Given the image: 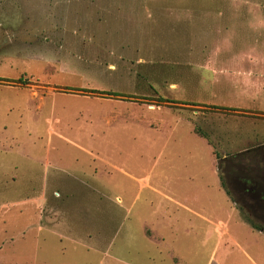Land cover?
I'll return each mask as SVG.
<instances>
[{
  "label": "rangeland",
  "instance_id": "obj_1",
  "mask_svg": "<svg viewBox=\"0 0 264 264\" xmlns=\"http://www.w3.org/2000/svg\"><path fill=\"white\" fill-rule=\"evenodd\" d=\"M258 146L264 0H0V264H264Z\"/></svg>",
  "mask_w": 264,
  "mask_h": 264
},
{
  "label": "trees",
  "instance_id": "obj_2",
  "mask_svg": "<svg viewBox=\"0 0 264 264\" xmlns=\"http://www.w3.org/2000/svg\"><path fill=\"white\" fill-rule=\"evenodd\" d=\"M195 132L206 138L197 129ZM215 157L221 189L250 227L264 233V146L224 160Z\"/></svg>",
  "mask_w": 264,
  "mask_h": 264
}]
</instances>
